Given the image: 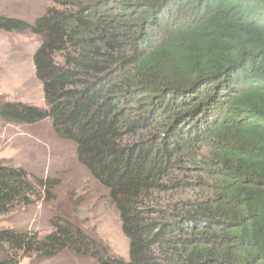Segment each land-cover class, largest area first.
I'll return each mask as SVG.
<instances>
[{"label": "trees", "instance_id": "obj_1", "mask_svg": "<svg viewBox=\"0 0 264 264\" xmlns=\"http://www.w3.org/2000/svg\"><path fill=\"white\" fill-rule=\"evenodd\" d=\"M33 23L45 107L0 103V120H49L107 190L128 260L67 220L0 229V264L64 251L96 264H264V0H49ZM56 180L0 162V215Z\"/></svg>", "mask_w": 264, "mask_h": 264}, {"label": "rangeland", "instance_id": "obj_2", "mask_svg": "<svg viewBox=\"0 0 264 264\" xmlns=\"http://www.w3.org/2000/svg\"><path fill=\"white\" fill-rule=\"evenodd\" d=\"M49 0H0V13L30 24L42 15ZM40 38L30 32L0 31V103L22 102L45 107L42 86L35 77L32 56ZM0 162L25 169L31 180H56L49 193L39 190L32 203L0 215V229H15L43 236L55 217L67 220L101 242L110 256L128 260V241L107 190L79 163L73 143L61 140L49 120L33 125L0 120ZM1 256V254H0ZM19 264H96L68 251L46 260L21 259Z\"/></svg>", "mask_w": 264, "mask_h": 264}]
</instances>
